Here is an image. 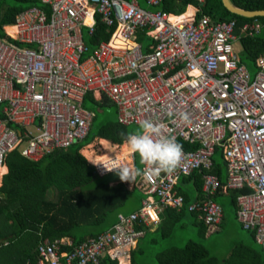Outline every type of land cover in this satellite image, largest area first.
Masks as SVG:
<instances>
[{
	"label": "built area",
	"instance_id": "built-area-1",
	"mask_svg": "<svg viewBox=\"0 0 264 264\" xmlns=\"http://www.w3.org/2000/svg\"><path fill=\"white\" fill-rule=\"evenodd\" d=\"M162 2L146 0L151 9L144 10L137 0H39L3 27L0 166L14 149L39 160L82 140L97 116L83 107L87 94L114 104L123 126L163 124L185 156L173 174L141 177L145 197L136 210L118 214L112 227L75 245L66 238L41 242L36 264H100L106 256L125 263L142 234L135 224L151 227L166 209L182 210L176 187L193 171L202 174L204 197L187 211L218 226L224 213L215 195L246 189L236 197L237 221L264 254V53L250 71L233 46L242 34H257L261 24L236 25L206 14L186 19L160 9ZM97 17L112 31L89 54L84 33L93 34ZM140 35L151 39L149 49ZM217 147L224 185L211 172ZM130 156L134 162L136 154ZM94 167L100 175L111 172Z\"/></svg>",
	"mask_w": 264,
	"mask_h": 264
},
{
	"label": "trees",
	"instance_id": "trees-1",
	"mask_svg": "<svg viewBox=\"0 0 264 264\" xmlns=\"http://www.w3.org/2000/svg\"><path fill=\"white\" fill-rule=\"evenodd\" d=\"M230 1L246 11L264 10V0ZM137 2L140 6L146 5V0ZM33 5H39V0H0V38L5 39L3 27L11 26L16 14ZM190 5L195 7L194 19L206 14L214 20L234 19L236 25L253 21L261 24L257 34H242L238 40L241 53L246 58L244 64L248 70H253L255 58L264 53V17L246 18L230 13L220 0H206L202 5L197 0H163L159 8L169 14H180ZM6 31L12 33L14 29L6 27ZM111 31L112 28L106 27L97 17L93 34L84 33L86 45L90 50L94 49L101 40L109 38ZM138 41L144 45V50L149 49L147 36L140 35ZM86 98L97 106L111 104L105 97L97 101L93 94H87L83 102L86 110L92 109L85 104ZM96 118L82 140L68 148H55L39 160L23 156L18 149L8 153L5 159L7 169H0V177L3 174L2 182L0 178V264H36V247L41 242L66 238L75 245L112 227L118 221V214H128L140 206L145 194L138 185L135 184L128 190L116 170L100 175L94 167L103 172L107 171L103 166L113 163L132 168V152L124 144L126 135L131 133L129 127L119 124L118 119L97 123ZM95 139L124 146L119 149L108 142L100 141V154L94 155L83 150L81 154L93 166L80 155L79 150ZM184 146L193 147L187 144ZM218 149L221 151L217 147L215 153ZM137 158L138 155L135 156V162ZM211 172L218 175L220 185L226 183L223 161L220 163L213 157ZM201 175L200 172L193 171L187 177L179 179L176 190L184 198L182 210L166 209L159 215V223L153 230L142 223L135 224V228L141 230L142 234L129 250V264H145L147 256L154 264H264L262 250H256L242 242L236 243L226 256L213 255L203 243L202 240L207 236L218 232L223 221L218 226H207L199 214L187 211V206L192 201L204 197ZM246 192V189L227 191V194L220 191L215 199L230 195L232 204L237 207L236 197ZM125 205H130L128 211H117V208ZM188 216L197 219L195 224L202 240H189L184 246L163 245L161 241L169 239L175 225ZM61 248L70 249V246ZM100 264L119 263L106 256Z\"/></svg>",
	"mask_w": 264,
	"mask_h": 264
},
{
	"label": "rangeland",
	"instance_id": "rangeland-1",
	"mask_svg": "<svg viewBox=\"0 0 264 264\" xmlns=\"http://www.w3.org/2000/svg\"><path fill=\"white\" fill-rule=\"evenodd\" d=\"M140 6V5H139ZM144 10L147 9V5L140 6ZM149 39V38H148ZM151 42V39H149ZM234 48L237 51V55L242 58V62H246V58H244L241 53V45L237 40L233 44ZM93 49L90 50L89 54L92 53ZM243 62V63H244ZM85 104L89 105L92 109L91 111L95 112L97 115L96 122H108L117 119V107L114 104H106L97 106L89 100V98L85 99ZM4 106V105H0ZM131 133L138 130L139 125H131L128 126ZM91 146L90 148H87ZM100 140L95 139L91 144L85 145L79 150L80 155L83 150H87L94 155L100 154ZM83 156V155H82ZM214 159L220 163H222L223 158L221 151L218 149L214 155ZM91 164V163H90ZM92 165V164H91ZM142 167L139 163V158L136 159L135 168ZM141 176H137L134 183L138 185L140 183ZM215 201L221 205L224 213V218L221 226L218 228V232L207 236L204 240H202L198 234V226L197 219L193 216H188L182 222H179L175 225L174 230L169 239L162 240L163 245H176V246H184L189 240H202L203 243L207 246L210 252L213 255L217 256H226L231 251L232 247L238 243L242 242L245 245H249L256 250H260L261 247L255 242L253 233L244 230L239 222L237 221V207L232 204L231 196H223L215 199ZM194 202V201H192ZM130 205H125L117 208V211L120 213H124L128 211ZM151 227H155V225H151ZM148 235L144 238L147 239ZM150 250V249H149ZM145 264H154V261L150 257H146Z\"/></svg>",
	"mask_w": 264,
	"mask_h": 264
},
{
	"label": "clouds",
	"instance_id": "clouds-1",
	"mask_svg": "<svg viewBox=\"0 0 264 264\" xmlns=\"http://www.w3.org/2000/svg\"><path fill=\"white\" fill-rule=\"evenodd\" d=\"M125 143L132 153L138 155L143 167L129 168L115 163L103 166L107 171L116 170L121 181L134 182L137 176L153 180L161 173L173 174L183 166L182 145L163 124L144 120L137 131L126 135Z\"/></svg>",
	"mask_w": 264,
	"mask_h": 264
},
{
	"label": "crops",
	"instance_id": "crops-1",
	"mask_svg": "<svg viewBox=\"0 0 264 264\" xmlns=\"http://www.w3.org/2000/svg\"><path fill=\"white\" fill-rule=\"evenodd\" d=\"M194 13H195V7L194 6H187L186 7V10L183 12V13H180V14H172V15H177V16H182V17H186V19H188V18H191L192 16H194ZM100 141H105V142H108L107 140H104V139H99ZM109 144H111L112 146H115L116 148H121V147H123L124 146V144H126V143H124L123 144V146H118V145H115V144H112V143H110V142H108ZM90 147V146H89ZM82 153V152H81ZM84 157V156H83ZM85 158V157H84ZM130 158H131V156H130ZM86 159V158H85ZM86 161L87 162H89V163H91L89 160H87L86 159ZM93 165V164H92ZM131 165H132V168H135V161L134 162H132V159H131ZM6 167V165H4V167L3 168H5ZM6 169H7V167H6ZM99 169V168H98ZM100 170V169H99ZM101 171V170H100ZM101 172H103V171H101ZM6 173V172H5ZM1 178V177H0ZM1 182H2V178H1ZM1 182H0V184H1ZM125 186H126V188L128 189V190H130L131 189V187H133L134 185H135V183L134 182H128V181H126V183L124 182V181H121ZM1 186V185H0ZM153 228L154 227H150V230H153ZM119 264H129V260L128 261H126L125 263H120V262H118Z\"/></svg>",
	"mask_w": 264,
	"mask_h": 264
},
{
	"label": "water",
	"instance_id": "water-1",
	"mask_svg": "<svg viewBox=\"0 0 264 264\" xmlns=\"http://www.w3.org/2000/svg\"><path fill=\"white\" fill-rule=\"evenodd\" d=\"M220 2L222 6L230 13L243 16L246 18L264 17V10L246 11L233 5V3L230 0H220Z\"/></svg>",
	"mask_w": 264,
	"mask_h": 264
},
{
	"label": "bare ground",
	"instance_id": "bare-ground-1",
	"mask_svg": "<svg viewBox=\"0 0 264 264\" xmlns=\"http://www.w3.org/2000/svg\"><path fill=\"white\" fill-rule=\"evenodd\" d=\"M185 17V16H184ZM86 21H89V20H86ZM4 166H0V169L3 168Z\"/></svg>",
	"mask_w": 264,
	"mask_h": 264
}]
</instances>
